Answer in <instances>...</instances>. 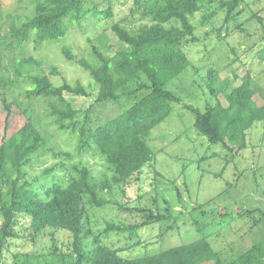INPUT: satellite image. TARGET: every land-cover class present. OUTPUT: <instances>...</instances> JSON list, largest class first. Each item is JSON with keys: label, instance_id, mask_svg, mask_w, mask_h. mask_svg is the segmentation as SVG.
<instances>
[{"label": "rangeland", "instance_id": "1", "mask_svg": "<svg viewBox=\"0 0 264 264\" xmlns=\"http://www.w3.org/2000/svg\"><path fill=\"white\" fill-rule=\"evenodd\" d=\"M35 1L0 0L3 60L0 80L7 81L0 84V141L20 129L29 112L45 138L44 146L25 166L26 177L38 187V192L46 181L58 179L66 184L76 175L75 167H88L96 181L112 183L115 173L99 149L90 144L77 150L75 135L61 129L60 122L50 112L48 99L26 96L28 82L16 74V59H33L29 66L27 62L22 66L25 74H47L57 85L64 81L72 85L82 83L89 95L67 94L66 98L81 112L91 107L90 122L94 127L119 115L133 98L97 103V83L79 63L68 60L62 48H69L77 59L84 57L96 63L93 45L109 55L113 51L111 45L117 43L110 29L113 22H121L135 31L150 21L130 13L133 0H112L110 4L106 0H92L100 10L112 6L113 16L89 15L80 24H71L67 36L59 41L38 45L31 34L18 43L12 27L27 21ZM223 1L204 0L200 12L192 17L198 41L184 46L192 66L167 85L184 102L201 109L215 104L205 84V75L211 67L221 78L232 80V85L239 84L249 74L256 86L264 89V59L260 56L264 48V0H243L236 18L229 22L225 21ZM210 13L214 15L204 21L203 15ZM220 98L225 100L222 94ZM254 99L259 105L264 103L259 93ZM5 103L11 105L9 111ZM194 119V114L183 104L174 103L172 113L153 129L148 139L155 152L154 163L147 164L129 181L112 183L110 190L100 191L109 199L108 204L101 207L88 204L87 225L95 233L101 232L107 221L139 222L141 213L129 209L146 207L157 213L165 212L167 206L171 208L172 217L167 222L146 225L133 236L114 231L103 235L104 243L119 248L123 257L151 255L203 237L227 257L242 253L264 239V120L254 122L247 130L246 146L235 147L233 152L220 142H210L196 129ZM15 229L18 236L9 240L1 258L3 264H23L24 254L43 264L44 258L51 260L55 246L58 252L72 250L69 232L47 229L35 235L30 218L25 215H19ZM85 242L90 250L91 239ZM201 264H213V261Z\"/></svg>", "mask_w": 264, "mask_h": 264}, {"label": "trees", "instance_id": "2", "mask_svg": "<svg viewBox=\"0 0 264 264\" xmlns=\"http://www.w3.org/2000/svg\"><path fill=\"white\" fill-rule=\"evenodd\" d=\"M106 1L110 4L112 0ZM203 2L133 0L130 13L150 22L135 31L121 22H113L110 29L117 43L111 45L113 51L109 55L93 45L96 63L84 57L77 59L69 48H62L66 58L79 63L97 83V103L133 98L119 115L94 127L90 122L91 107L81 112L66 98L67 94L89 95L82 83L72 85L64 81L57 85L47 74H25L22 66L25 62L29 66L33 59H16V74L28 82L26 96L48 99L50 112L60 122L61 129L75 135L77 150L90 144L99 149L115 173L112 183H125L147 164L154 163L155 152L148 139L153 129L172 113L174 103L183 104L194 114V126L210 142H220L233 152L235 147L246 146L247 130L254 122L264 120V103L259 105L254 99L256 93L264 99V89L256 86L249 74L244 75L239 84L232 85V80L221 78L215 68L208 69L205 84L215 98V104H207L205 109L184 102L167 86L192 66L184 46L198 41L192 17L200 12ZM242 2L223 1L226 22L236 18V10ZM113 14L112 6L100 10L92 0H36L31 16L20 26L14 25L12 31L18 43L33 34L40 45L63 39L71 24H80L89 15L111 18ZM213 15H203V20L207 21ZM260 56L264 59V48ZM2 69L0 54V73ZM234 76L238 78L236 74ZM2 82L7 83L5 79L0 80V84ZM5 107L8 111L11 109L10 104L5 103ZM44 144L45 138L29 112L24 125L0 141V264H3L1 258L9 240L18 236L15 227L19 215L30 218L35 235L52 229L67 231L73 239L69 253L58 252L59 248L55 246L51 260L44 258L43 264H201L206 261L264 264V239L242 253L227 257L216 250L207 237L151 255L123 257L119 248L104 243L103 235L114 231L129 232L133 236L146 225L167 222L172 217L171 208L167 206L165 212L157 213L146 207L129 209L140 212L142 219L132 224L107 221L106 227L95 233L87 225L88 204L97 207L108 204L109 199L100 191L110 190L112 183L96 181L88 167H75L76 175L66 184L53 179L46 181L41 193L38 192V187L26 177L25 166ZM177 194L181 197L179 189ZM167 227L173 229V225ZM89 238L92 248L87 250L85 240ZM22 256L23 264H41L33 262L29 254Z\"/></svg>", "mask_w": 264, "mask_h": 264}]
</instances>
